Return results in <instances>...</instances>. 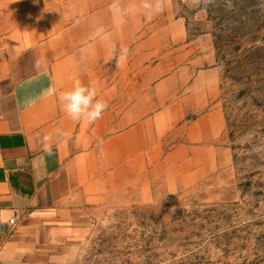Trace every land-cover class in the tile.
<instances>
[{
    "label": "crops",
    "instance_id": "1",
    "mask_svg": "<svg viewBox=\"0 0 264 264\" xmlns=\"http://www.w3.org/2000/svg\"><path fill=\"white\" fill-rule=\"evenodd\" d=\"M112 3L0 0V212L17 216L0 264H61L109 202L151 201L158 184L182 193L232 168L209 40L189 39L174 0L151 19L140 0H121L123 15ZM105 35L129 48L124 66ZM76 81L108 103L91 124L58 101Z\"/></svg>",
    "mask_w": 264,
    "mask_h": 264
},
{
    "label": "rangeland",
    "instance_id": "2",
    "mask_svg": "<svg viewBox=\"0 0 264 264\" xmlns=\"http://www.w3.org/2000/svg\"><path fill=\"white\" fill-rule=\"evenodd\" d=\"M174 8L214 52L232 168L182 193L158 184L151 201L109 202L61 264H264V0Z\"/></svg>",
    "mask_w": 264,
    "mask_h": 264
},
{
    "label": "clouds",
    "instance_id": "3",
    "mask_svg": "<svg viewBox=\"0 0 264 264\" xmlns=\"http://www.w3.org/2000/svg\"><path fill=\"white\" fill-rule=\"evenodd\" d=\"M165 4L166 0H140L139 7L151 19L153 15L164 11ZM110 10L113 11L114 15H123L127 11L121 6V0H113ZM102 33V28L96 29L93 33V39L101 38ZM103 39L109 41V52L116 59V67L124 66L128 61L129 48L121 46L117 49L116 44L111 42L110 37L107 35L103 36ZM41 65L42 59L37 60L35 67L39 69ZM51 91L53 90H50V94ZM58 101L62 111L69 119L89 124L99 120L108 108V103L105 100L98 99L96 86L91 84L84 85L80 81H76L71 89L60 91ZM50 140V136L44 137V151L49 155L51 154ZM172 211H175V209Z\"/></svg>",
    "mask_w": 264,
    "mask_h": 264
},
{
    "label": "built area",
    "instance_id": "4",
    "mask_svg": "<svg viewBox=\"0 0 264 264\" xmlns=\"http://www.w3.org/2000/svg\"><path fill=\"white\" fill-rule=\"evenodd\" d=\"M16 226H17L16 214L6 219L3 217L2 213L0 212V248L2 247L7 234L13 232L16 229Z\"/></svg>",
    "mask_w": 264,
    "mask_h": 264
}]
</instances>
